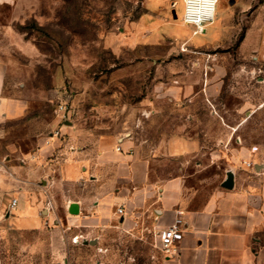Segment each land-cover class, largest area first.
<instances>
[{
    "label": "rangeland",
    "instance_id": "1",
    "mask_svg": "<svg viewBox=\"0 0 264 264\" xmlns=\"http://www.w3.org/2000/svg\"><path fill=\"white\" fill-rule=\"evenodd\" d=\"M257 1L244 0L242 12L241 0H217L213 21L195 33L181 20L183 0L0 3V74L16 110L0 118V264H167L150 228L105 231L98 248L85 231L58 220L57 158L77 128L121 127L149 142L190 134L201 151L184 173L202 196L220 187L234 159L264 167V63L239 48ZM147 14L158 23L154 42L136 44L133 27ZM162 33L178 41L160 40ZM36 166L45 169V185L36 178L30 187L50 215L27 222L17 206L30 191L25 170Z\"/></svg>",
    "mask_w": 264,
    "mask_h": 264
},
{
    "label": "crops",
    "instance_id": "2",
    "mask_svg": "<svg viewBox=\"0 0 264 264\" xmlns=\"http://www.w3.org/2000/svg\"><path fill=\"white\" fill-rule=\"evenodd\" d=\"M241 1L243 12L248 5ZM254 7L257 16L244 28L239 48L264 63V11H260L264 0H258ZM172 13L175 15L173 9ZM148 18V14L141 17L133 27L136 44L154 42L150 38L158 23L155 17ZM230 18L223 22L222 35L212 45L222 39ZM164 36L160 40L178 41L169 34ZM180 41L187 44L186 39ZM15 111L13 99L3 94L0 74V118ZM187 114L190 118L197 116L194 111ZM72 131V146L69 151H59L56 163V184L62 189L64 207L58 220L61 224L66 221L68 230L85 231L83 234L100 248L105 231L132 233L146 227L154 233L157 245L158 230L179 215L183 220L179 252L174 257L165 256L167 264H264V175L259 173L264 167L252 169L234 159L232 187L220 185L202 196L187 184L184 173L201 151L200 141L190 134L178 130L149 142L121 127L102 133L90 126ZM27 157L35 158L34 154ZM44 170L37 166L25 170L23 188L30 191L17 206L24 221L34 218L39 222L35 218L38 213L50 215L43 209L44 196L30 187L37 183L36 178L45 185ZM6 183L8 187L14 185V181ZM1 201L0 197V205ZM119 206L123 214L116 212Z\"/></svg>",
    "mask_w": 264,
    "mask_h": 264
},
{
    "label": "built area",
    "instance_id": "3",
    "mask_svg": "<svg viewBox=\"0 0 264 264\" xmlns=\"http://www.w3.org/2000/svg\"><path fill=\"white\" fill-rule=\"evenodd\" d=\"M216 2L217 0H183V22L192 25L194 33L198 30H203L204 26L214 19ZM245 163L246 166H251L250 162ZM15 204L16 199L13 198L11 205L14 206ZM116 212L123 214V208L119 206ZM182 224V217L178 215L169 225L158 230L157 246L164 256L174 257L178 254L179 242L182 239Z\"/></svg>",
    "mask_w": 264,
    "mask_h": 264
},
{
    "label": "water",
    "instance_id": "4",
    "mask_svg": "<svg viewBox=\"0 0 264 264\" xmlns=\"http://www.w3.org/2000/svg\"><path fill=\"white\" fill-rule=\"evenodd\" d=\"M231 2H233V0H231ZM226 177L224 178V180L222 181L221 185L223 187H227L230 188L232 187V183H233V171H234V167L233 166H228L226 168ZM75 205V204H73ZM70 211H72V209H70Z\"/></svg>",
    "mask_w": 264,
    "mask_h": 264
}]
</instances>
